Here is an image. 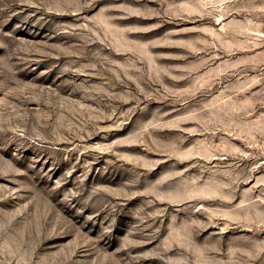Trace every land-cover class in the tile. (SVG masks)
<instances>
[{"label": "rangeland", "instance_id": "rangeland-1", "mask_svg": "<svg viewBox=\"0 0 264 264\" xmlns=\"http://www.w3.org/2000/svg\"><path fill=\"white\" fill-rule=\"evenodd\" d=\"M0 264H264V0H0Z\"/></svg>", "mask_w": 264, "mask_h": 264}]
</instances>
